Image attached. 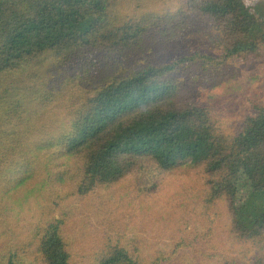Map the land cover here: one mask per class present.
<instances>
[{
    "label": "trees",
    "instance_id": "1",
    "mask_svg": "<svg viewBox=\"0 0 264 264\" xmlns=\"http://www.w3.org/2000/svg\"><path fill=\"white\" fill-rule=\"evenodd\" d=\"M256 2L0 0V264H82L75 226L117 238L90 264H161L183 222V264H264Z\"/></svg>",
    "mask_w": 264,
    "mask_h": 264
},
{
    "label": "rangeland",
    "instance_id": "2",
    "mask_svg": "<svg viewBox=\"0 0 264 264\" xmlns=\"http://www.w3.org/2000/svg\"><path fill=\"white\" fill-rule=\"evenodd\" d=\"M165 1L167 2L168 0H165ZM262 1L263 0H258V2H256L258 3V6H261L259 7L260 9H264V3H261ZM256 68L257 69L255 70H249V71L255 73L254 75L262 76L261 74H262V71H263L262 69L264 68V65L257 64ZM225 96L227 100L229 101L231 100V94L226 93ZM239 191H240L239 203L243 204L249 201L250 203H246L248 205L249 210H251V207L253 208L259 207L260 200L257 201L256 199L254 202L253 201L251 202V200L247 198V196L245 195V191L241 188L240 185H239ZM195 230L196 232H198L199 228H196ZM189 231L190 230H186V222H183L179 232L175 236H171L170 239H167L166 241L162 243V245H160V249H161L160 252L163 253L164 255L166 254V256H170V258H167V260L162 262L161 264H171L172 262H175V264L182 262L183 264V260H182L183 255L191 251L190 249H187L186 245H184L183 243L184 241H192L194 239V234H193L194 232H189ZM76 232H80V233H78L77 238L71 239L70 250L72 251L75 257L80 256L79 260H83L86 257V255H88L87 259L84 260L82 264H90L94 262L100 256V251L103 248V246L108 243L107 240L110 239L114 241L115 239H117L114 234L110 232H102L98 230L95 226H93L92 228H89L88 226L84 228L83 230H81V227L78 228V226H75L72 230L71 235L76 234ZM135 234L136 233L122 237L118 245L119 246L125 245L126 247H128L129 250L134 249V246H138L139 252L142 253L144 257L151 256L153 252H151L150 245L148 244L146 240L140 239V242H137V244L135 245L134 243L132 244L134 246H131V247H129L130 245L128 246V240H133L135 237ZM139 234L142 237L146 236V234L145 235L141 233ZM176 243H178L177 244L178 248H176L173 253V249ZM194 247L198 248L197 245H194ZM199 249L206 251L208 248L199 247Z\"/></svg>",
    "mask_w": 264,
    "mask_h": 264
}]
</instances>
